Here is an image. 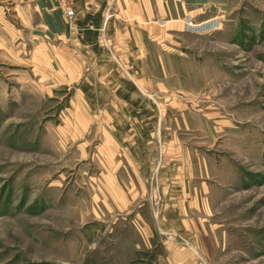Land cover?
<instances>
[{
    "label": "rangeland",
    "instance_id": "rangeland-1",
    "mask_svg": "<svg viewBox=\"0 0 264 264\" xmlns=\"http://www.w3.org/2000/svg\"><path fill=\"white\" fill-rule=\"evenodd\" d=\"M206 10L220 29L187 16L185 31L163 41L168 66L156 71L205 117L201 153L222 190L205 252L214 264H264V0H207ZM7 71L0 66V264H128L121 214L101 190L102 158L85 145L89 132L71 127L80 120L67 111L73 89L41 92L34 75Z\"/></svg>",
    "mask_w": 264,
    "mask_h": 264
},
{
    "label": "crops",
    "instance_id": "crops-1",
    "mask_svg": "<svg viewBox=\"0 0 264 264\" xmlns=\"http://www.w3.org/2000/svg\"><path fill=\"white\" fill-rule=\"evenodd\" d=\"M206 3L74 0L69 18L51 0H0V66L9 78L12 68L34 75L41 92L73 89L67 111L80 120L71 127L89 132L85 145L102 158L101 190L121 214L128 264L215 263L203 246L222 190L201 153L205 117L156 71L168 66L163 41L185 31L187 16L220 29Z\"/></svg>",
    "mask_w": 264,
    "mask_h": 264
},
{
    "label": "built area",
    "instance_id": "built-area-1",
    "mask_svg": "<svg viewBox=\"0 0 264 264\" xmlns=\"http://www.w3.org/2000/svg\"><path fill=\"white\" fill-rule=\"evenodd\" d=\"M53 1L59 8L63 9L65 11V14L67 17L71 18L74 15L73 11V2L74 0H51ZM196 27V26H192ZM199 27V26H198ZM190 31H195L193 29L188 28ZM200 31H207L208 29H199Z\"/></svg>",
    "mask_w": 264,
    "mask_h": 264
}]
</instances>
